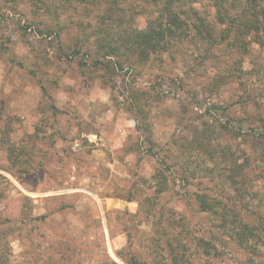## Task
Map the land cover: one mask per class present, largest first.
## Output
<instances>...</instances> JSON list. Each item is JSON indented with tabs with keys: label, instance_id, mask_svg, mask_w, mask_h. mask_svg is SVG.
Returning a JSON list of instances; mask_svg holds the SVG:
<instances>
[{
	"label": "rangeland",
	"instance_id": "obj_1",
	"mask_svg": "<svg viewBox=\"0 0 264 264\" xmlns=\"http://www.w3.org/2000/svg\"><path fill=\"white\" fill-rule=\"evenodd\" d=\"M90 2L0 0V264H245L248 253L234 244L232 255L200 258L186 245L188 232L215 220L195 202L206 189L235 197L226 183L237 165L246 176L240 214L264 218V144L229 130L264 123V101L241 103L264 97V43L244 61L249 81L209 94L206 76L230 60L197 69L187 41L176 52L93 65L90 33L107 3ZM126 12L128 32L145 28V14Z\"/></svg>",
	"mask_w": 264,
	"mask_h": 264
},
{
	"label": "trees",
	"instance_id": "obj_2",
	"mask_svg": "<svg viewBox=\"0 0 264 264\" xmlns=\"http://www.w3.org/2000/svg\"><path fill=\"white\" fill-rule=\"evenodd\" d=\"M86 1H91L90 4L98 6L102 2L107 3L98 16L97 25L93 26L90 33L95 40V60L93 65H97L99 68L102 66L109 67L108 62L115 63V61H111V57L114 56L127 55V57H130L136 55L144 58L149 54H153L155 57L169 51L176 52L175 45L187 41L188 45L190 44L193 48L188 50L186 48V50L190 52L195 50L196 57L199 58V62L196 65L197 69L206 67V61L215 62L220 60V62L226 64L228 62L226 59L230 60L229 65L226 64L227 68H215L213 74L206 76L205 81L208 85L209 94H216L214 87H220V85L229 83L232 80H236L239 85L249 81L247 76H249L250 71L244 66V61L252 54V45H262L264 43V0ZM133 2L135 7L131 8ZM202 2H207L211 5L213 8L211 15L205 14L197 6L198 3ZM118 3L126 4L125 10L119 6L117 7ZM128 9L136 11L138 15L145 14L147 16V23L144 29L133 32L126 30L129 24L127 23L128 16L126 12ZM216 25H219V28ZM221 56L227 58L223 61ZM106 59H111L110 61L107 60V65L103 64ZM190 71H193V68ZM195 75L196 73H194ZM159 78H163V76ZM168 80L180 83L182 77H169ZM163 90L161 92H164ZM156 93L159 92L157 91ZM191 96L193 99L191 106L199 104L195 91ZM260 96H249L241 103L248 104L250 102L257 108L264 101V97ZM155 97L159 98L158 95ZM152 98L153 94L149 96V99ZM146 104H148L147 100ZM183 106L185 105L183 104ZM134 120L136 128H138L139 121L135 118ZM229 130H234L241 135H249L257 143L264 144V123L261 126H253L251 124L245 131L240 126H235ZM152 153L156 155L157 152L152 151ZM157 163L158 170L161 169L162 171L164 170L163 165H167V162L162 157L157 158ZM180 163L185 165L182 167L183 171L186 172L187 176H190L193 171L188 172L187 167L189 165L186 162L184 163V161ZM170 169L171 166L167 168L168 171ZM204 170H207V168ZM207 171L205 173L209 174L210 172ZM245 177L237 165L236 168L231 170L230 181L226 183L227 186L225 185L235 189V192H237L234 195L235 197H231L228 194L225 195V192L216 193L211 189H206L207 193H201V200L195 202L198 209L215 217L211 225L201 226L200 229L202 231L199 235L194 236L192 232H188L189 239L186 247H191V245L196 247L198 254L195 255L198 258L203 255L206 257L232 255L231 245L234 244L248 253L249 256L245 264H254V259L257 258L264 260V228H261L264 227V218L259 223H256L249 220L248 214H240L243 205L240 202L239 195L241 186H244ZM152 178H155V182L159 185H163V180L166 179L160 172L156 173ZM221 189L225 190L224 187ZM217 194L221 195L220 199H215V196H213ZM169 225L187 230L184 223L175 226L173 222H170ZM189 230L191 231V229ZM176 235L183 237L179 231L176 232ZM180 244L177 243V245ZM171 245L172 243L169 241L165 243V247L169 251L168 254L171 259L175 260L177 256L170 248ZM190 254L191 252L187 253V256L189 257ZM202 264L209 263L203 262Z\"/></svg>",
	"mask_w": 264,
	"mask_h": 264
}]
</instances>
